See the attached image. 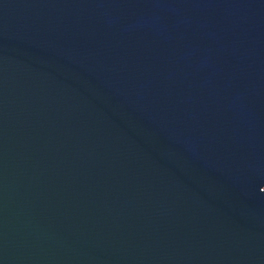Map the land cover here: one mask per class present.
Wrapping results in <instances>:
<instances>
[{
	"label": "water",
	"instance_id": "1",
	"mask_svg": "<svg viewBox=\"0 0 264 264\" xmlns=\"http://www.w3.org/2000/svg\"><path fill=\"white\" fill-rule=\"evenodd\" d=\"M0 264H264V0H0Z\"/></svg>",
	"mask_w": 264,
	"mask_h": 264
}]
</instances>
